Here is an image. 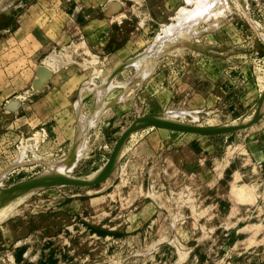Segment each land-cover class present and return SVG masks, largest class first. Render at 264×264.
I'll list each match as a JSON object with an SVG mask.
<instances>
[{
    "label": "rangeland",
    "instance_id": "rangeland-1",
    "mask_svg": "<svg viewBox=\"0 0 264 264\" xmlns=\"http://www.w3.org/2000/svg\"><path fill=\"white\" fill-rule=\"evenodd\" d=\"M59 1L66 5L34 16L35 40L12 36L28 0L0 7V168L12 167L4 170L11 169L0 190L47 173L42 162L66 158L75 162L69 176L88 179L119 134L144 114L187 112L194 125L215 127L253 112L264 89V0L215 2L219 6L207 20L193 22L199 33L193 27L196 35L189 41L171 27L177 26L179 11H191L197 0H175L167 9L164 0H116L126 18L112 21L108 40L96 53L85 48L77 31L69 37V20L79 25L80 19L73 16L71 1ZM183 25V31L191 27ZM158 37L162 43L141 67L112 73ZM50 92L60 94L61 114L49 113L50 119L39 122L20 119L33 116L36 97ZM98 100L101 114L91 116ZM86 117L84 144L76 153L78 118ZM156 130L127 139L129 161L124 166L125 159L119 160L108 185L42 189L7 203L10 213H0V264H259L260 249H245L240 241L251 233L260 238V227L240 229L262 225L264 217L230 200L229 188L261 171L241 180L231 175L236 166L250 167L240 160L246 159L243 149H234V135L159 130L169 135L165 140ZM172 143L175 147L166 149ZM136 185L141 194L132 199Z\"/></svg>",
    "mask_w": 264,
    "mask_h": 264
},
{
    "label": "crops",
    "instance_id": "crops-1",
    "mask_svg": "<svg viewBox=\"0 0 264 264\" xmlns=\"http://www.w3.org/2000/svg\"><path fill=\"white\" fill-rule=\"evenodd\" d=\"M65 1H71L73 16L76 15L80 19L79 25H77L76 21L69 20V29L73 31V33L70 32L69 37L75 38V36L78 34L79 37L85 42V48L90 50L91 52L95 51L96 53L98 52V50H102L101 46L103 47L104 43L108 40L107 39L109 34L108 31L110 30L112 21L121 22L123 21L121 19L126 18V12L124 8H122L123 4L120 1H116V0H78V1L65 0ZM174 1L175 0H164L163 4L165 6V9L171 6L173 8ZM7 2L9 3V5ZM15 2L16 0H12V1L0 0V7L4 6L3 8L5 9L10 8L11 5L12 7L14 6ZM60 4L66 5L65 2L62 1L60 2L59 0H28V5L24 13H22V15H20L15 19L16 28L12 31L13 39L16 38L15 35H19L21 37H24L25 39L31 38L32 40H35V38H33L32 36L35 27L34 16L39 15V12H45L46 10H50ZM164 14L167 15L166 13ZM144 19L145 21H143L142 27L148 29V27H151V24H149L151 23V17L149 20H147V18ZM147 21L150 22L147 23ZM76 31L77 34L74 35ZM3 32L4 31L0 32V34ZM37 47L40 48L41 45L38 44ZM4 49H9V47H6ZM29 84H32V82H29ZM259 94L256 96V100ZM9 102L15 103L14 101H9ZM61 105H62V98L59 93L50 92L46 96H38L36 97L35 102L32 103L31 105V107L36 110L35 114H33V116L31 115L30 117L29 115H27L28 119H24L23 117H21L20 119H23L26 122L27 120H30L32 117H34L35 120H37L38 122L44 121L45 116H49V113H52V115L54 116L61 114L62 113ZM48 119H50V116ZM52 119H54V117H52ZM43 123L44 122H42V124ZM79 123L80 122L78 121L77 133L80 127ZM156 131L159 132L158 135H160L161 139L162 138H164L165 140L169 139V135L164 134L165 132L159 130ZM181 135L187 136L191 134H181ZM229 135H234L235 137L234 149L241 148L243 149L242 153L246 155V159L242 158L240 160L244 161L245 163L248 162L247 164L248 166H250L248 167V169L245 170H240V168L236 166L235 169L231 171V175L232 176L237 175L239 178L242 177V175H244L245 178H250L252 175L259 173L257 172V169L261 171L259 176H256L255 178L251 177L247 181L241 182V184L235 183L234 181L231 182V186L229 188V199L239 206L240 205L244 207L246 206V208L248 206L249 207L248 210L250 209L254 216L264 217V115L257 123H255L251 127L242 131L228 134V136ZM172 141H175V139H172ZM127 146L128 144L125 143L123 154L120 157V160L122 158L125 159L123 160L124 166L128 163L129 161V159H127L128 154L131 153L132 151V149ZM172 147H175V144L173 143L170 144V146L167 147L166 149H170ZM72 157L74 158L73 154ZM231 162H233V160ZM199 163H200L199 159H197L196 162L197 172L200 171ZM232 164L231 163L228 164L224 169L221 170V172H224L225 169L229 168V166L232 167ZM10 165L11 164H9L8 166H1L2 168H0V173ZM180 167L182 168V164H180ZM112 174L108 178L107 182H104V184L97 186L99 187V186L108 185L106 183L110 181ZM94 187H90V188H94ZM134 188L137 191L136 193L133 194L132 199H139L138 196L139 194H141V191L139 190L140 188L137 185ZM235 208L238 209L237 207ZM257 226L260 227L259 233H261L262 235L260 238L258 237L259 235H257L256 233H251L250 235H247L244 239H242V241L240 242H245L246 245L245 249H248L249 247L260 249L261 256L259 258V264H264V224L246 226L241 228L240 231H242V229L245 228L246 231H249L250 229L251 230L253 229L255 231Z\"/></svg>",
    "mask_w": 264,
    "mask_h": 264
},
{
    "label": "water",
    "instance_id": "water-1",
    "mask_svg": "<svg viewBox=\"0 0 264 264\" xmlns=\"http://www.w3.org/2000/svg\"><path fill=\"white\" fill-rule=\"evenodd\" d=\"M264 46V41H263ZM121 68H125V64H122L116 71ZM264 115V89L259 94L250 119L246 122H238L233 125H221L210 127H199L181 124L178 122L168 120L162 114H144L135 118L117 137L115 140L108 157L98 172L90 179L80 180L69 178L62 175L54 176H34L28 180L14 183L6 189L0 190V205H4L6 202L13 201L23 193L31 191H38L42 189L70 186V187H93L103 183L115 170L119 161L120 152L122 147L126 143L129 136L133 133L143 131L145 129H157L165 130L168 132H174L178 134H193L199 137H213L224 134H229L237 131L245 130L255 123H257Z\"/></svg>",
    "mask_w": 264,
    "mask_h": 264
},
{
    "label": "bare ground",
    "instance_id": "bare-ground-1",
    "mask_svg": "<svg viewBox=\"0 0 264 264\" xmlns=\"http://www.w3.org/2000/svg\"><path fill=\"white\" fill-rule=\"evenodd\" d=\"M219 1V4L221 3V2H223V1H221V0H209V2L210 3H206V0H197V1H193V3L195 4V6L196 7H194V9H192L191 11H179L180 13H178L177 14V16H178V19H177V26H175V27H171V29H172V31L174 30V31H177L178 33L180 32V31H182L180 34H182L183 36V38H186L187 39V41H189L188 39H190V38H192L193 36H191V35H196V34H198L199 32H197L196 33V31H195V27H194V23H195V25H196V22L198 21L199 22V19H198V17L202 20V18L203 17H205V18H203L204 20L206 19V17H207V19H208V17L209 16H207V15H210L211 13H213V12H211V13H209L210 11H212V9L213 8H218V3H217V5L215 4V2H218ZM208 2V1H207ZM189 3V2H188ZM206 3V4H205ZM239 6V5H238ZM227 8V7H226ZM221 9V8H220ZM223 12V11H222ZM214 13H216V12H214ZM197 14H199V15H197ZM216 14H218V12L216 13ZM222 14V13H221ZM176 16V17H177ZM193 16V17H192ZM197 16V17H196ZM201 16H202V18H201ZM216 15H214V14H212V16H210V17H215ZM217 16H220V13H219V15H217ZM216 16V17H217ZM190 17H192L193 19H194V21H192L193 19H191ZM206 19V20H207ZM197 20V21H196ZM196 21V22H195ZM184 22H187L189 25H190V23H191V27H189V25H188V27L190 28V29H188L187 31H186V29L183 31V30H181V25H183L184 24ZM194 22V23H193ZM215 26V25H214ZM183 27H184V25H183ZM187 27V28H188ZM194 27V28H193ZM210 27V26H209ZM193 28V30L195 31V33L193 32V30H191ZM211 28V27H210ZM171 29H168V30H170L171 31ZM168 30H166L165 32H167V35H171V34H174V33H171V32H169ZM164 33V32H163ZM163 36L165 35V34H162ZM188 36H191V37H188ZM181 37V39H183ZM160 38L161 37H158V38H156L155 39V41H153V43H152V45L150 46V47H148V49H146L144 52H143V54L141 53L140 55H138L137 57H135V58H133V59H130V60H128L127 62H124V64H125V68L127 67V66H131L132 67V65H134V66H140L141 67V62L143 63V60H145L146 59V57L148 56V55H150L153 51H155V46L157 45V44H159V43H162V42H160ZM167 38V37H166ZM170 38H173V37H170ZM177 38V37H176ZM162 40V39H161ZM172 41V40H171ZM177 41V40H176ZM263 41H264V34H263ZM164 42V41H163ZM168 43V42H167ZM167 43H165V44H167ZM164 44V43H163ZM168 46V45H167ZM163 49V48H162ZM162 51V50H161ZM159 52V51H158ZM153 54V53H152ZM159 54V53H158ZM159 56H160V54H159ZM154 57V56H153ZM149 58V57H148ZM156 58V57H155ZM152 59V58H151ZM153 61V60H152ZM155 61V60H154ZM121 66V65H120ZM120 66H118L117 68H115L114 70H113V74L115 73V71L120 67ZM133 66V67H134ZM121 71V70H120ZM117 73V72H116ZM115 76V75H114ZM137 77V76H136ZM113 78V77H112ZM111 78V79H112ZM109 87V86H108ZM104 93V92H103ZM100 96V95H99ZM102 96V95H101ZM99 98V97H98ZM97 98V99H98ZM101 99V98H100ZM97 107H96V109L95 110H93L92 112H91V116H94V114L96 113V111H97V109L99 110L102 106H101V100H98L97 102ZM101 110V109H100ZM100 112V111H99ZM101 114V113H100ZM99 113H98V111H97V115H100ZM90 116V117H91ZM164 116L168 119V120H170V121H174V122H178V123H181V124H186V125H191V126H199V127H210V126H200V125H194V123L192 122V120H193V118H192V120H191V122L188 120L189 119V117H190V115L187 113V112H175V111H169V112H167V113H165L164 114ZM250 116H251V114L247 117V118H244V119H242L241 121H238V122H246V121H248L249 119H250ZM95 117H97V116H95ZM94 117V118H95ZM87 118L88 117H86V118H78L79 119V124H80V127H79V131H78V133H77V141H76V153H77V150L79 151V150H81V149H78V146H79V144L81 143V136L84 134L83 132H84V129H85V127H87L86 125H87ZM98 118V117H97ZM188 118V119H187ZM196 118V117H195ZM92 119H93V117H92ZM185 119H187V120H185ZM195 120V119H194ZM92 122V120H89L88 121V124H89V122ZM94 121V120H93ZM183 121H185V122H183ZM238 122H236V123H238ZM236 123H234V124H236ZM231 125H233V124H231ZM90 127V126H89ZM214 127V126H213ZM145 130H152V129H145ZM144 130V131H145ZM87 131V130H86ZM238 132V131H237ZM234 133V132H233ZM86 134V133H85ZM230 134V133H229ZM191 135H193V134H191ZM224 135H228V134H224ZM85 136V135H84ZM132 136V134L129 136V137H131ZM220 136H222V135H220ZM81 144H84V142L83 143H81ZM82 146V145H81ZM83 147V146H82ZM123 151H124V146L122 147V150H121V152H120V156H119V160H120V157H121V155L123 154ZM77 158V157H76ZM36 160H38V161H40V159H37L36 158ZM35 160V161H36ZM119 162V161H118ZM43 163V165L47 168V170H46V172L47 173H45V174H42L41 176H54V175H62V176H66V177H69V178H73V177H71V175L69 176V172L71 171V167L73 166V163H75L74 162V160H71V159H69V158H66L65 160H60V161H57V162H54V163H47V162H42ZM117 166V165H116ZM9 168H11V167H9ZM8 169V168H7ZM7 171H9V170H7ZM7 171H4L1 175H0V180L4 177V175H5V173L7 172ZM114 172V171H113ZM95 175V174H94ZM93 175V176H94ZM93 176H91V177H89L88 179H90V178H92ZM111 176V175H110ZM75 179V178H74ZM86 180V179H85ZM108 179H106L105 181H107ZM104 181V182H105ZM103 182V183H104ZM103 183H101V184H103ZM101 184H99V185H101ZM66 187H70V186H66ZM94 187V186H93ZM86 188H88V187H86ZM90 188V187H89ZM39 191V190H38ZM34 192H37V190L36 191H31V192H28V193H23V195H20L19 197H17L16 199H18V198H20V197H27L28 195H31V194H33ZM16 199H14V200H16ZM13 200V201H14ZM10 202H12V201H9V202H6L4 205H0V209H2V208H5L6 207V205H7V203H10ZM9 205V204H8ZM7 205V206H8ZM10 210V208L9 207H7V208H5V209H2V210H0V213H5V212H8ZM11 211V210H10ZM8 213H10V212H8ZM0 215H2V214H0ZM3 219V216L1 217L0 216V221Z\"/></svg>",
    "mask_w": 264,
    "mask_h": 264
}]
</instances>
